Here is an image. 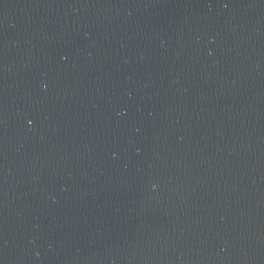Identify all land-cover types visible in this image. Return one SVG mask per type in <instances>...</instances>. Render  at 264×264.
Here are the masks:
<instances>
[{"label":"water","instance_id":"95a60500","mask_svg":"<svg viewBox=\"0 0 264 264\" xmlns=\"http://www.w3.org/2000/svg\"><path fill=\"white\" fill-rule=\"evenodd\" d=\"M0 264H264V0H0Z\"/></svg>","mask_w":264,"mask_h":264},{"label":"clouds","instance_id":"9594fccd","mask_svg":"<svg viewBox=\"0 0 264 264\" xmlns=\"http://www.w3.org/2000/svg\"><path fill=\"white\" fill-rule=\"evenodd\" d=\"M29 123H31V121H29ZM153 187H155V185H153Z\"/></svg>","mask_w":264,"mask_h":264}]
</instances>
